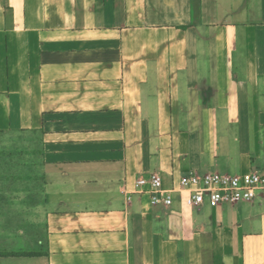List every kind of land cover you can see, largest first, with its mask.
I'll return each mask as SVG.
<instances>
[{
  "label": "crops",
  "instance_id": "1",
  "mask_svg": "<svg viewBox=\"0 0 264 264\" xmlns=\"http://www.w3.org/2000/svg\"><path fill=\"white\" fill-rule=\"evenodd\" d=\"M10 130H42L43 155L0 171L38 177L0 184V264H264V189L191 207L135 187L264 173V0H0Z\"/></svg>",
  "mask_w": 264,
  "mask_h": 264
},
{
  "label": "built area",
  "instance_id": "2",
  "mask_svg": "<svg viewBox=\"0 0 264 264\" xmlns=\"http://www.w3.org/2000/svg\"><path fill=\"white\" fill-rule=\"evenodd\" d=\"M135 187L139 192L143 190L149 192L152 205L170 206L174 192L180 193L183 203L191 207L200 206L205 201L212 205L234 204L251 201L255 198L257 190L264 189V173L253 171L237 175L220 172L191 173L180 176L172 189L163 188L161 177L152 174L137 179Z\"/></svg>",
  "mask_w": 264,
  "mask_h": 264
},
{
  "label": "rangeland",
  "instance_id": "3",
  "mask_svg": "<svg viewBox=\"0 0 264 264\" xmlns=\"http://www.w3.org/2000/svg\"><path fill=\"white\" fill-rule=\"evenodd\" d=\"M42 141L39 132L25 131H6L0 133V171L3 172H20L22 174H32L38 171L42 162L40 158V149ZM12 151L13 153H8ZM38 175V172H36ZM0 184L8 185H27L38 184L36 179L28 180L26 178H10L8 182L0 179Z\"/></svg>",
  "mask_w": 264,
  "mask_h": 264
},
{
  "label": "trees",
  "instance_id": "4",
  "mask_svg": "<svg viewBox=\"0 0 264 264\" xmlns=\"http://www.w3.org/2000/svg\"><path fill=\"white\" fill-rule=\"evenodd\" d=\"M25 131H32V132H37V133L39 132V134H40V140L42 141V134H43V131L42 130H19L18 132L23 133ZM4 132H6V131H0V133H4ZM8 153H13V152L12 151H8ZM39 153H40L41 156L43 155L42 146H41V149H40ZM0 179H8V177L7 176L5 178H3V177L1 178L0 177Z\"/></svg>",
  "mask_w": 264,
  "mask_h": 264
}]
</instances>
